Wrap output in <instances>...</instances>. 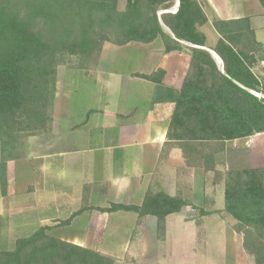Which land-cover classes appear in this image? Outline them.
Returning a JSON list of instances; mask_svg holds the SVG:
<instances>
[{"label":"trees","instance_id":"trees-1","mask_svg":"<svg viewBox=\"0 0 264 264\" xmlns=\"http://www.w3.org/2000/svg\"><path fill=\"white\" fill-rule=\"evenodd\" d=\"M180 5L178 8L177 2ZM264 8V0H259ZM0 0V198L8 194V164L25 158L26 140L51 131L56 71L70 62L94 70L104 45L151 44L166 51L176 41L193 45L189 75L180 91H168L175 111L168 146L184 151L188 168H203L224 183L225 213L236 224L247 252L264 264V168L218 169L217 158L231 141L264 134V86L252 72L259 43L248 18L215 20L220 35L212 49L201 28L209 22L199 0ZM162 13V14H161ZM239 83L244 86L241 88ZM190 207L211 213L182 195L150 191L141 206L113 204L103 212H136L140 219L166 218ZM42 226L0 249V264H117L100 252L61 240Z\"/></svg>","mask_w":264,"mask_h":264},{"label":"crops","instance_id":"crops-1","mask_svg":"<svg viewBox=\"0 0 264 264\" xmlns=\"http://www.w3.org/2000/svg\"><path fill=\"white\" fill-rule=\"evenodd\" d=\"M199 1L209 19L201 28L207 36L205 50L213 51L221 38L213 21L250 20L259 43L258 51L250 54L252 72L264 86L260 1ZM190 47L176 41L166 51L161 39L124 47L106 43L94 70L72 68L63 74L58 69L51 131L27 138L25 158L8 164L2 227L8 229L13 213L31 208L41 220L31 234L50 226V235L112 257L117 264H175L170 237L185 226H197L190 207L168 216L163 226L154 216L140 219L136 212L101 209L141 206L148 192L163 191L210 212L205 218L227 215L224 183L215 184L213 173L203 168H188L184 151L168 146L176 107L168 91L183 88L192 62ZM219 66L225 74L223 61ZM252 138L226 144L225 170L253 168L242 164ZM106 234L126 238L96 244ZM221 234L230 240L241 236L233 228Z\"/></svg>","mask_w":264,"mask_h":264},{"label":"rangeland","instance_id":"rangeland-1","mask_svg":"<svg viewBox=\"0 0 264 264\" xmlns=\"http://www.w3.org/2000/svg\"><path fill=\"white\" fill-rule=\"evenodd\" d=\"M120 9L124 10L126 7V0H120ZM125 48L122 49L124 51ZM114 51V50H113ZM78 61L71 59L66 65L59 67V71L63 74L68 73V69L75 68ZM57 69V70H58ZM61 78V83H64L65 76ZM258 97H264L260 94ZM55 100L53 105L54 113ZM232 145V144H231ZM240 145V144H239ZM243 143V147H244ZM249 148L244 147L243 151V165L252 166L254 169L264 168V134H259L249 139L247 144ZM233 147V146H232ZM220 171L226 169V157L224 153L218 157ZM226 171V170H225ZM215 175L213 173V180ZM192 211L196 216L197 226H185L183 232L177 236L170 237L172 248L170 252L175 264H254L255 258L250 255L245 246L242 236L237 240L229 239V236L221 234L222 230L234 229L236 221L233 218H228L227 215H217L213 218H205L199 216V212ZM5 211V206L2 198L0 199V215ZM5 215H8L5 213ZM11 215V214H9ZM10 226L8 229L2 227L0 221V249L9 250L13 247L17 238L30 236L31 230L38 226L39 218L31 208H26L19 214L13 213L10 216ZM189 221V220H187ZM44 222V221H43ZM180 228V227H179ZM199 228V230H197ZM200 233H199V232ZM58 231H55L57 233ZM206 233V234H205ZM67 236V235H65ZM124 236H99L96 238V244H106L109 241L121 242ZM228 239V240H227ZM178 260V261H177Z\"/></svg>","mask_w":264,"mask_h":264},{"label":"water","instance_id":"water-1","mask_svg":"<svg viewBox=\"0 0 264 264\" xmlns=\"http://www.w3.org/2000/svg\"><path fill=\"white\" fill-rule=\"evenodd\" d=\"M179 5H180V3H179V1L177 2V6H176V8H178L179 7ZM162 14V13H161ZM203 49H205V48H203ZM207 51H209V50H207ZM212 55H213V57L217 60V63L219 64V65H221L222 64V60H221V58L214 52V51H209Z\"/></svg>","mask_w":264,"mask_h":264},{"label":"built area","instance_id":"built-area-1","mask_svg":"<svg viewBox=\"0 0 264 264\" xmlns=\"http://www.w3.org/2000/svg\"><path fill=\"white\" fill-rule=\"evenodd\" d=\"M257 95V94H256ZM257 96H259V95H257Z\"/></svg>","mask_w":264,"mask_h":264}]
</instances>
